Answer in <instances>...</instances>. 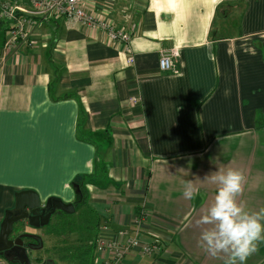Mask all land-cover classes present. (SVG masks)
I'll return each instance as SVG.
<instances>
[{
	"label": "crops",
	"instance_id": "crops-1",
	"mask_svg": "<svg viewBox=\"0 0 264 264\" xmlns=\"http://www.w3.org/2000/svg\"><path fill=\"white\" fill-rule=\"evenodd\" d=\"M81 3L129 31L128 44L48 16L4 51L0 27V223L23 190L74 204L71 183L97 155L107 177L86 190L100 226L123 240L143 211L140 238L163 249H135L121 264H226L201 246L210 226L199 221L217 191L210 176L229 169L244 176V210L264 209V0ZM167 49L178 52L176 74L159 70ZM44 227L29 230L42 243ZM245 264H264V241Z\"/></svg>",
	"mask_w": 264,
	"mask_h": 264
},
{
	"label": "built area",
	"instance_id": "built-area-1",
	"mask_svg": "<svg viewBox=\"0 0 264 264\" xmlns=\"http://www.w3.org/2000/svg\"><path fill=\"white\" fill-rule=\"evenodd\" d=\"M81 2L83 0H0V27L4 26L3 50L10 51L16 48L17 44L25 43L35 29L36 21L48 16L68 18L104 32L111 41L128 44L131 37L129 31L117 29L108 21L105 14L94 17L86 13ZM177 56L176 49L160 51L159 70L162 73L176 74ZM131 62L132 57L128 59V63ZM132 100L137 101L136 98ZM144 219L145 214L141 211L133 235L123 240L117 238L123 237L124 233L119 232L112 237L106 225L100 226L94 242V256L98 264H121L124 257L135 249L142 256L155 258L159 255L163 249L156 240L148 242L140 238L139 227ZM0 264L6 262L0 259Z\"/></svg>",
	"mask_w": 264,
	"mask_h": 264
},
{
	"label": "clouds",
	"instance_id": "clouds-1",
	"mask_svg": "<svg viewBox=\"0 0 264 264\" xmlns=\"http://www.w3.org/2000/svg\"><path fill=\"white\" fill-rule=\"evenodd\" d=\"M210 178L217 185V191L199 221L210 226L201 233V246L213 257L227 254L226 264H245L247 258L256 252L257 242L264 241V223H261L264 209L249 213L238 203L244 182L242 172L229 169L216 172ZM183 195L193 198L191 182L186 184Z\"/></svg>",
	"mask_w": 264,
	"mask_h": 264
},
{
	"label": "trees",
	"instance_id": "trees-1",
	"mask_svg": "<svg viewBox=\"0 0 264 264\" xmlns=\"http://www.w3.org/2000/svg\"><path fill=\"white\" fill-rule=\"evenodd\" d=\"M105 174V164L95 155L92 174L72 181L71 186L79 188V194H77L74 203L75 211L72 214L59 211L55 212L59 214L53 213V221L51 216L47 224V233L44 234L46 236L44 238L48 242L46 246L49 249L44 248V250L42 240L38 238L35 264L53 263V260L56 259L69 263L75 250L80 260L79 264L93 263L94 242L100 226V218L88 206L86 186L90 184L91 180L92 183L98 184L100 180L107 177ZM10 260L7 259V261Z\"/></svg>",
	"mask_w": 264,
	"mask_h": 264
},
{
	"label": "water",
	"instance_id": "water-1",
	"mask_svg": "<svg viewBox=\"0 0 264 264\" xmlns=\"http://www.w3.org/2000/svg\"><path fill=\"white\" fill-rule=\"evenodd\" d=\"M77 187H73L76 195L79 194ZM57 211L72 214L75 211L74 204L63 203L52 198L42 203L31 190L17 192L13 207L4 212L0 223V255L4 257L6 256L4 252L13 253L14 259L8 261L12 264L36 263L37 248L34 243L39 237L30 233L29 230H38L46 226L50 217ZM33 221H40V223Z\"/></svg>",
	"mask_w": 264,
	"mask_h": 264
},
{
	"label": "rangeland",
	"instance_id": "rangeland-1",
	"mask_svg": "<svg viewBox=\"0 0 264 264\" xmlns=\"http://www.w3.org/2000/svg\"><path fill=\"white\" fill-rule=\"evenodd\" d=\"M2 28H4V26L2 27ZM17 47V46H16ZM102 151L103 150H101V151H99L100 152V154L102 153ZM55 214H59V213H55ZM53 217L54 216H52V218H51V220L53 221ZM48 225H46L44 228V233H47V230H48V227H47ZM15 231V230H14ZM46 240H44V242H43V249L44 248H47V246H46ZM47 249H49V248H47ZM45 250V249H44ZM77 251L75 250L73 253H72V255H74V256H72L71 257V259L69 260V263H67V264H79L80 262V260H79V258H78V256H77ZM0 259L1 260H3V262L5 261V260H7V259H12L11 257H7V256H4V257H1L0 256ZM35 264V263H34ZM65 264H66V262H65Z\"/></svg>",
	"mask_w": 264,
	"mask_h": 264
},
{
	"label": "flooded vegetation",
	"instance_id": "flooded-vegetation-1",
	"mask_svg": "<svg viewBox=\"0 0 264 264\" xmlns=\"http://www.w3.org/2000/svg\"><path fill=\"white\" fill-rule=\"evenodd\" d=\"M15 215H18V213H15ZM40 220V219H39ZM33 222H35V223H40V221H33ZM37 240H35V243H34V245L37 247ZM4 254L6 255V256H9V257H11V258H13L14 259V255H13V253H6V252H4Z\"/></svg>",
	"mask_w": 264,
	"mask_h": 264
}]
</instances>
